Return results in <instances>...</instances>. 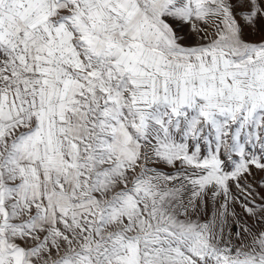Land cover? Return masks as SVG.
<instances>
[{"label":"snow or ice","instance_id":"obj_1","mask_svg":"<svg viewBox=\"0 0 264 264\" xmlns=\"http://www.w3.org/2000/svg\"><path fill=\"white\" fill-rule=\"evenodd\" d=\"M0 264H264V0H0Z\"/></svg>","mask_w":264,"mask_h":264}]
</instances>
